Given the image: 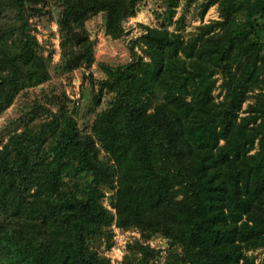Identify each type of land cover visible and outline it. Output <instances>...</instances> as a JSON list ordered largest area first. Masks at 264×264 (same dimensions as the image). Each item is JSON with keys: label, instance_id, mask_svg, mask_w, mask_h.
Here are the masks:
<instances>
[{"label": "trees", "instance_id": "trees-1", "mask_svg": "<svg viewBox=\"0 0 264 264\" xmlns=\"http://www.w3.org/2000/svg\"><path fill=\"white\" fill-rule=\"evenodd\" d=\"M15 2L23 36L0 50V116L20 90L47 78L29 25L46 0ZM53 3L61 8L60 68L71 71L93 59L86 19L103 13L106 33L118 38L137 0ZM216 3L219 19L188 38L166 24L144 27L149 61L107 68L103 84L115 103L93 124L96 140L71 120L61 134L54 151L69 163L37 167L38 138L12 141V158L3 151L0 217L12 206L25 226L8 230L0 218V264H110L87 245L113 220L102 204L106 187L115 189L116 225L162 233L182 251L177 264H256L246 255L254 249L264 264V0H201L200 14ZM217 73L220 101L212 94ZM74 160L88 176L81 195L61 189ZM33 187L41 195L30 202Z\"/></svg>", "mask_w": 264, "mask_h": 264}, {"label": "rangeland", "instance_id": "rangeland-1", "mask_svg": "<svg viewBox=\"0 0 264 264\" xmlns=\"http://www.w3.org/2000/svg\"><path fill=\"white\" fill-rule=\"evenodd\" d=\"M200 3L201 0L191 2L188 0H176V2L174 0H137L135 14L122 20V34L118 38H113L106 33L103 13L89 16L86 19L85 28L92 43V62L90 65L83 64L71 71H64L60 68L63 60L57 24L61 8L55 6L53 0H46V12L31 16L29 25L31 34L41 45L38 52L43 58L45 66L42 69L46 71L47 78L20 90L12 104L1 114L0 163L6 159L3 151L11 158L13 157V152L10 154L12 141H18L17 145L25 146L29 144L31 138H38L40 141V148L36 155L37 167L40 163L48 168L69 163L68 154L54 151L61 139V134L70 124L69 120L76 123L80 135L92 136L96 140L93 124L115 103V91L104 87L103 84L105 81H110L107 68L114 71L132 62L137 56L149 61L148 56L143 52L145 46L139 39L145 33V26L159 28L162 24H166L169 31L188 38L198 26L219 19L217 3L203 15L200 14ZM15 4H17L15 0H0V50L2 52L7 46L14 47L23 36L19 29L18 6ZM32 69H36V75L40 73L37 65L32 66ZM215 78L216 83L212 94L215 96V101H220L224 94L222 76L217 73ZM250 94L253 95V93ZM253 102V97L248 98L243 109ZM95 146L98 147L99 144L95 142ZM100 153L102 156L105 155L104 151ZM74 162L67 174L63 169L61 189H69L81 195L88 176L81 171L77 160ZM41 189L29 188L27 201L34 202L41 193ZM114 192L115 189L107 187L103 189L102 204L112 215L113 220L98 234L87 239L88 247L101 257L108 259L110 264H177L176 257L180 256L182 251L162 233H148L138 227L122 228L116 225L115 209L111 203ZM11 208L12 206L8 213L0 217L5 228L12 230L21 225L25 226L22 217L10 216ZM246 255L253 257L256 264L261 263L260 249L246 251Z\"/></svg>", "mask_w": 264, "mask_h": 264}]
</instances>
